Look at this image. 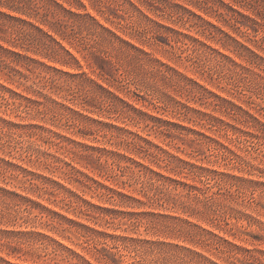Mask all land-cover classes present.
I'll return each mask as SVG.
<instances>
[{"label": "rangeland", "instance_id": "obj_1", "mask_svg": "<svg viewBox=\"0 0 264 264\" xmlns=\"http://www.w3.org/2000/svg\"><path fill=\"white\" fill-rule=\"evenodd\" d=\"M68 2L0 27V264H264V0Z\"/></svg>", "mask_w": 264, "mask_h": 264}, {"label": "trees", "instance_id": "obj_2", "mask_svg": "<svg viewBox=\"0 0 264 264\" xmlns=\"http://www.w3.org/2000/svg\"><path fill=\"white\" fill-rule=\"evenodd\" d=\"M73 1L83 7L79 0ZM63 3L71 5L68 0H0V27L6 26V22H13L17 24L16 33L26 37L28 43L35 48L36 53H42L45 57L58 62L61 61L59 60L60 56H68L75 60L73 55L55 38V35H58L63 39L59 31L65 27V16L79 15L65 8ZM86 15L101 27L94 18ZM31 19L36 22H32ZM44 26H47L48 29L44 30L42 28ZM101 28L108 32L105 28ZM0 49L3 48L0 47ZM13 54L27 60L20 54ZM29 60L35 63L32 59Z\"/></svg>", "mask_w": 264, "mask_h": 264}]
</instances>
